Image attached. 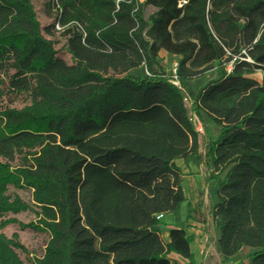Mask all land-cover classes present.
I'll list each match as a JSON object with an SVG mask.
<instances>
[{"label":"trees","instance_id":"16d2710c","mask_svg":"<svg viewBox=\"0 0 264 264\" xmlns=\"http://www.w3.org/2000/svg\"><path fill=\"white\" fill-rule=\"evenodd\" d=\"M162 52L180 58L175 77ZM257 72L264 0H0V187L18 201L0 203V264H197L175 164L199 151L185 99L220 129L200 155L217 250L264 264Z\"/></svg>","mask_w":264,"mask_h":264},{"label":"rangeland","instance_id":"374dc122","mask_svg":"<svg viewBox=\"0 0 264 264\" xmlns=\"http://www.w3.org/2000/svg\"><path fill=\"white\" fill-rule=\"evenodd\" d=\"M152 12H153V8L149 7V9L146 11L145 16L148 17ZM161 59L164 62V64H166L168 66V68H167L168 72L173 77H175L177 70H178L177 59L173 56L166 54V53L161 54ZM263 75L264 74H262V72H257L253 78H255L261 82ZM211 78H213V77H211ZM109 93L110 94H109L107 100L117 102L119 104L124 103V101L127 98L126 93L120 88H117L115 90H111ZM97 104H99V103H97L96 101H93V103L90 105V109H93ZM185 106L187 107L188 116L189 117L194 116L193 113L191 112V106L189 105V103H185ZM200 122L203 125L204 132H203L202 136L199 135V141H198L199 152H198L197 162H198V158L200 157V155L202 157H204L205 146L209 143V141L216 139V137L218 136L219 130H220L219 127L212 120L210 121L205 117L203 119H201ZM177 163H178V165H182V162L180 160H178ZM202 165L203 164H200V162H198L197 167H199V169L203 173L204 179H205V177L208 176L207 167H206V165L205 166H202ZM184 172H185L186 176H193L194 175L193 168L190 165H187V167H184ZM189 183H191V180L188 179V177H185V181H184L185 192L188 195V198L190 201L193 202V199L191 198L192 194H194V197L195 196L197 197L199 195L198 201L200 198V194L204 193L205 195H204V204L202 207L203 208V210H202L203 215H201V214L198 215L197 212H194V208L192 205H191L192 210L190 212L187 209L185 202H184V204L181 205L182 219H185V216L189 215V219H187L188 224L186 227L188 234L192 235L195 238L196 235L199 236L200 235L199 233L202 232L205 236H207L205 231H204L205 230L204 224L202 223V221L204 219H206L207 220L206 221V223H207L206 230L208 231V233L211 234V236H217L218 230L215 227L214 223L212 222V217H211V212L213 209L212 207L214 204V194H215L214 189H215L216 182L213 181V182H211V184L209 183V185H205L204 187H200L197 191H194V190L191 191V189L188 188ZM42 197H43V195H37L33 199L37 202ZM17 202L18 201H13V199L7 193L6 189L0 187V203L1 204L8 205V204H13V203H17ZM195 205H194V207H195ZM200 220H201V222H200ZM172 222H173V218L171 215L166 216L162 221H160L161 238L163 239V241L165 243L168 242V239L166 238V234H167L166 228L169 227L168 225H170V223H172ZM195 240H196V238H195ZM44 256H46V253L44 254ZM243 256H245V253L243 254ZM180 264H185V263L180 262Z\"/></svg>","mask_w":264,"mask_h":264},{"label":"crops","instance_id":"0c3cea01","mask_svg":"<svg viewBox=\"0 0 264 264\" xmlns=\"http://www.w3.org/2000/svg\"><path fill=\"white\" fill-rule=\"evenodd\" d=\"M151 8H153V12L151 13V14H153L156 11V9L154 7H151ZM162 53H164V52H162ZM170 56H172V55H170ZM173 57H175L177 59V66H178V63H179L178 61L180 60V58L177 57V56H173ZM167 68H168V66H167ZM197 157H198V153H197V156H195V157H187L186 159H184V158L183 159H178V160H180L182 162V165H178V163H177L178 160L175 161V164L180 168V170L182 172L183 191H184V194L186 195V199H187L186 202H185L186 206H188V204H190V205H192L194 207V205L198 201V196L199 195L197 197L196 196L194 197V194L191 193L192 194L191 198L193 199V202L189 200L188 195L185 192V187H184L185 177H188V179L191 180V183H189V186H188V188L191 189V191H193V190L197 191L200 187H204L205 185H209V183L211 184V182L215 181V180L209 181V179H210L209 177H210V174L212 172V169H210L208 166H206L207 167L208 176H206L205 179H204L203 173L201 172L199 167H197L198 162H200V157L198 158V162H197ZM200 164H203L202 166L206 165V164H204L202 162H200ZM187 165L192 166L193 172H194L193 176H186L185 175L184 167H187ZM181 211H182V209H181ZM187 217H188V215L185 216V219H182V212H181L180 220H181V224L184 225V227H187V224H188L187 223ZM200 222H201V220H200ZM168 226L169 227L166 228L167 229L166 238L168 239V242H169L170 241V239H169V231H170V229L174 228L176 225L174 224V222H172ZM199 234H200L199 236L196 235V237H195L196 240L191 245V250H192V253H194V257H195L196 263L197 264H225L224 263V259L222 258V256L220 255V253L217 250L218 234H217V236H212L213 237V241L212 242H208L209 238L207 236H205L202 232H200ZM207 244H208V249H206V251H205V248H206ZM253 251L254 250L249 248V247H244L243 249L240 250L239 254H237L235 257L232 258L230 264H247V256L250 253H252ZM205 252H206V254H205ZM244 253H245V256H243ZM204 255L206 256V258L203 261ZM173 257L175 259H177V257L175 255Z\"/></svg>","mask_w":264,"mask_h":264},{"label":"built area","instance_id":"2783aa9c","mask_svg":"<svg viewBox=\"0 0 264 264\" xmlns=\"http://www.w3.org/2000/svg\"><path fill=\"white\" fill-rule=\"evenodd\" d=\"M58 29H60V28H58ZM184 102L188 103V101L186 99L184 100ZM189 120L191 121V124H192V126H193V128H194V130L196 132V135L202 136V134L204 132V128H203V125L200 122V120H198V117L194 115L192 117H189ZM164 218H165L164 214H159V215L156 216V219L158 221H162Z\"/></svg>","mask_w":264,"mask_h":264}]
</instances>
